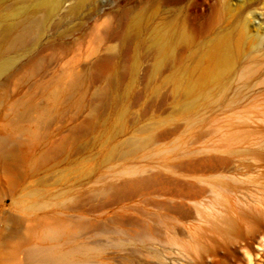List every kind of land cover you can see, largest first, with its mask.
Here are the masks:
<instances>
[{"label":"rangeland","instance_id":"obj_1","mask_svg":"<svg viewBox=\"0 0 264 264\" xmlns=\"http://www.w3.org/2000/svg\"><path fill=\"white\" fill-rule=\"evenodd\" d=\"M38 1L0 0V264H264V0H59L34 35Z\"/></svg>","mask_w":264,"mask_h":264},{"label":"bare ground","instance_id":"obj_2","mask_svg":"<svg viewBox=\"0 0 264 264\" xmlns=\"http://www.w3.org/2000/svg\"><path fill=\"white\" fill-rule=\"evenodd\" d=\"M59 0H39L36 4L37 10L35 11V17L29 25V31L33 32L34 35H40L43 29V25L45 21L54 13L58 6ZM42 10V13L40 12ZM71 12L74 14L77 13L78 7L73 6L70 8ZM41 13V15H37ZM138 146V140L132 138L126 142V147L129 149L135 148ZM149 181V179H138L135 181V185H144ZM5 225H12L15 228L14 233L17 232L18 227L21 222L14 215L10 217H5L3 220ZM73 228L76 231L82 230L84 225L82 223L73 224ZM70 227V226H69ZM68 230H70L68 228ZM3 231L0 229V248L2 246L3 240ZM55 234V233H52ZM28 259L37 264H78L73 262L71 259L66 257H59L53 255L49 250L41 249V248H32L28 251ZM249 264H252L251 262Z\"/></svg>","mask_w":264,"mask_h":264}]
</instances>
